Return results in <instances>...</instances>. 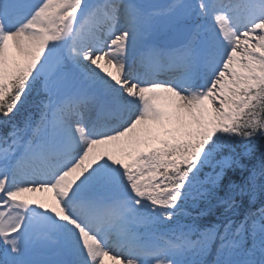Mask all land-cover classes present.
Here are the masks:
<instances>
[{
    "label": "snow or ice",
    "instance_id": "1",
    "mask_svg": "<svg viewBox=\"0 0 264 264\" xmlns=\"http://www.w3.org/2000/svg\"><path fill=\"white\" fill-rule=\"evenodd\" d=\"M256 138L264 0H0V264H264V157L224 183Z\"/></svg>",
    "mask_w": 264,
    "mask_h": 264
},
{
    "label": "trees",
    "instance_id": "2",
    "mask_svg": "<svg viewBox=\"0 0 264 264\" xmlns=\"http://www.w3.org/2000/svg\"><path fill=\"white\" fill-rule=\"evenodd\" d=\"M35 103L33 96L30 98V101L25 109V114L34 109ZM236 152L240 154L239 160L244 168H234L229 169L226 173L227 179L224 181L227 184L229 181L232 184L240 185L243 180L249 174V171L253 166H258L261 158L264 157V138H256L253 139L250 143H248L247 148L244 145H238L236 148ZM223 195V191L219 193ZM238 203H245L246 201H250L248 196L237 197ZM261 197L257 194L255 201L260 203ZM199 211H203V218L205 220L218 219V217L224 212V209L216 205L215 201L211 203L200 201L196 206H192Z\"/></svg>",
    "mask_w": 264,
    "mask_h": 264
},
{
    "label": "rangeland",
    "instance_id": "3",
    "mask_svg": "<svg viewBox=\"0 0 264 264\" xmlns=\"http://www.w3.org/2000/svg\"><path fill=\"white\" fill-rule=\"evenodd\" d=\"M218 248H219V246L216 247V248L213 250V254L215 253V256L217 255ZM207 262H208V264H212V262H210V259H209Z\"/></svg>",
    "mask_w": 264,
    "mask_h": 264
}]
</instances>
